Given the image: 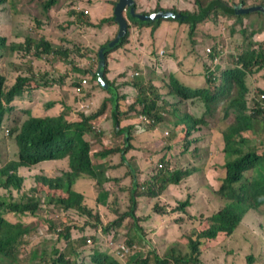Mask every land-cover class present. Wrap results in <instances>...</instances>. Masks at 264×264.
Wrapping results in <instances>:
<instances>
[{"label": "trees", "instance_id": "16d2710c", "mask_svg": "<svg viewBox=\"0 0 264 264\" xmlns=\"http://www.w3.org/2000/svg\"><path fill=\"white\" fill-rule=\"evenodd\" d=\"M116 2L0 0V12L8 11L13 17L24 18L28 13L34 14L32 18L37 29L45 35L72 29H77L80 34L71 49L56 46L46 38L37 42L44 49V55L57 57V61L52 57L43 63L51 62L53 70H60L57 76L47 70L39 76L31 74L28 78H19L10 89L5 78L0 76V131L3 129L1 120L6 114L19 123L12 132L18 148H4L10 143L0 137V264H18L23 253L21 248L27 250L30 245L28 235L34 230L25 219L36 214L38 200L13 199V193L26 185L25 169L41 162L57 163L61 171L57 179L44 181L53 191L56 188L62 190L58 201L53 203L58 211H75L91 218L90 211L84 207L83 197L70 190L76 179L86 175L93 181L106 176L101 179V185L110 182L113 189L106 191L114 197L108 208L116 217L103 223L96 215L95 222L85 220L79 226L76 219H67V228L58 232L55 249L49 256L54 264H82L91 252L95 264H121L116 260L119 257L106 249L100 252L88 250V236L95 235L97 229L116 231L125 224L131 234V238L127 235L126 246L131 248L145 240L146 232L142 227L152 220L151 217L157 220L158 217L178 216L179 219H173L175 224L180 226L191 221L192 225L163 253L150 248L143 258L129 261V255L122 264H201L202 252L222 250L218 246L235 235L244 217L252 226L264 230V98H261L264 96V43L252 44L245 52L240 51L236 43V33L243 34V19L251 13H258L264 19V14L257 10L234 12L232 4H245L246 0H187L191 8L164 6L163 0H157L149 9L142 8L145 0H133L135 14L155 12L157 19L140 23L127 20L126 13H123L127 23L123 38L109 49L106 45L112 40L110 38L98 47L96 62L87 61L85 58L92 45L101 38L104 40L118 33L113 15ZM257 2L254 6L264 7V0ZM65 7L66 18L62 21L56 14ZM168 13L175 18L167 17ZM54 19L57 24L52 26ZM165 21L169 23L167 35L172 32L180 41L174 52L167 50V57L176 63L179 71L158 75V60L152 58L148 66L135 64L131 70L111 72L112 50L124 48L130 36L142 38L147 28L153 37ZM204 22L210 23L215 32L208 27L201 28L199 24ZM229 24L230 34L226 30ZM219 37L229 39L235 55H221ZM208 40L212 45L209 53L204 48ZM102 47L105 51L100 55ZM12 48L9 38L1 31L0 53L11 52ZM146 54L156 58L158 49ZM2 56L0 54V58ZM219 56V64L212 69L213 60ZM186 57H191L195 69L202 72L204 85L191 87L185 82L187 74L182 71V60ZM100 59L105 61L102 78L106 88L100 87L97 81ZM37 62L42 65V61ZM67 67L70 68L68 71ZM79 75L89 79L84 94L73 95L80 103L93 101L98 91L104 95L90 114L73 107L76 123L65 122L62 117L29 116L26 120L25 115L30 110L22 109L23 104L16 101L25 93L39 90L38 80L47 83L44 88L49 83L53 96H57L61 92L73 93ZM190 77L196 78L194 75ZM66 80H70V85L65 84ZM114 94L116 100L112 99ZM44 106L49 110L48 103ZM191 108L201 109V112L195 114ZM105 122H109L107 127ZM91 126L95 127V137L81 142L80 129ZM145 134L149 135V140L141 139ZM60 136L63 140L55 146L44 141ZM253 139L256 143L251 145ZM115 140L117 143L114 144ZM157 140L161 141L160 148L149 149L148 146ZM204 141L207 147H211L210 154L197 160L196 151ZM218 142L219 149H216L214 145ZM177 152L181 156L190 155L200 164L184 165ZM92 156L96 157L97 167L92 165ZM209 173H219L215 188L209 181ZM189 180H193L196 186L194 189L189 187L186 195L181 197L185 190L182 185ZM116 194L127 197L126 210H118ZM196 195L201 197L200 200L206 196L208 201L199 206L193 202ZM148 201H153L150 214H141L140 209H144ZM211 204L219 205L210 212ZM4 211L20 214L24 221L7 222ZM50 225L53 226L51 221ZM251 235L253 239L246 241L252 240L251 248L259 247L253 233ZM31 255L43 260L42 247L33 246ZM258 256L264 260V254ZM254 258L257 257L250 253L246 264H255Z\"/></svg>", "mask_w": 264, "mask_h": 264}, {"label": "rangeland", "instance_id": "374dc122", "mask_svg": "<svg viewBox=\"0 0 264 264\" xmlns=\"http://www.w3.org/2000/svg\"><path fill=\"white\" fill-rule=\"evenodd\" d=\"M157 0H145V4H142L143 9L153 8L155 6ZM233 1V0H229ZM86 3V2H85ZM164 6H176L178 8L181 7H189L191 5H187V0H163ZM258 4L257 0H246L245 4L236 3L234 6L247 8L248 4ZM89 4V3H87ZM23 10V8H21ZM67 8H63L62 12H58L56 15L64 21L66 18L65 12ZM253 11V10H251ZM259 11V10H257ZM264 14V12L259 11ZM34 15V14H33ZM33 15L28 13L26 18L15 16L13 17L8 11L2 10L0 12V32L3 31L5 36L9 38L10 46L12 45V52L3 53V56L0 58V73H4L6 76V85L8 87H12L18 82L19 78H28L31 74L34 75H42L44 71H50L53 75L57 76L60 70H53L49 64H43L46 62V59L55 57V61H57V57L53 55H44V49L38 46L37 42L46 38L47 41L49 39L55 43L56 46H62L71 49L72 44H74L77 40H79V31L77 29L66 30V31H56L52 35H45L43 32H39L34 22L35 19L32 18ZM230 22V21H228ZM227 22V23H228ZM57 24L56 19L53 20L52 26ZM169 23L163 22L158 29V33L154 34L153 37L149 35V29H146L145 35L142 38H136L135 36L129 37V43L122 49L112 50L111 52V72L115 73L120 69L131 70L135 64L139 66L150 65V60L146 57V53L150 52L152 49H163L165 51V58H162L161 61H158L157 67L163 69L164 71L176 72L179 69L176 67V63H170V59L166 56V52L168 49H172L175 51L177 44L180 43L179 39L175 38L174 34L171 32L170 35H167V28ZM230 25L226 26L227 33L230 34ZM199 26L201 28L208 27L211 32H215L216 29L210 25V23H200ZM238 29V28H237ZM240 30V29H239ZM225 32V30L223 31ZM93 33V32H90ZM83 36V35H82ZM224 37H227L225 35ZM219 37L218 42L223 46L224 51L230 56L233 51L230 49V42L228 38ZM83 39V38H82ZM107 38L104 40L101 38L97 43L91 46L86 56L87 61H95L96 52L100 45L104 44ZM50 42V41H49ZM51 43V42H50ZM210 43L208 40L207 44ZM236 43L239 47V50L245 52L248 50L249 46L252 44L264 43V19L258 13H251L248 17L243 19V34L236 33ZM210 45V44H208ZM40 57V58H39ZM37 61H42V65ZM49 61V60H48ZM183 66L182 71L187 74L185 82L191 86L196 87L199 85H204L202 80H191L188 74H192L195 72V62L191 57H186L182 60ZM156 67V69H157ZM67 71L70 68H66ZM130 74V73H129ZM140 77V76H139ZM264 81V79H262ZM39 86L41 87L39 90H34L32 92L25 93L22 99L19 98L22 109H30L31 107H37L40 104L37 103V100L47 96L51 91L44 89L43 87L47 84L43 81L38 80ZM89 83V81H88ZM29 85V84H28ZM48 85H50L48 83ZM30 88V85L29 87ZM27 88V89H28ZM26 89V90H27ZM7 91V90H6ZM64 92V91H63ZM104 95L101 91H98L97 95L94 97L93 101L98 103L100 98ZM63 95H58V98H62ZM69 100H73V97L70 93L66 95ZM192 112L197 114L201 112V109L191 108ZM63 107H58L54 109H50L49 111H42L38 114H34L30 112L28 115H25L27 118L29 116L35 118H58L62 117L65 122L70 123V120L66 114H62ZM68 111H66L67 113ZM26 118V119H27ZM2 126L3 129L0 131V137H2L5 141H9L10 145L8 147L4 146V148L9 149L11 147H17L14 143L15 135L12 133L13 130L18 126V121L10 119V115L6 114L3 117ZM109 122H105L104 126L107 127ZM95 137L94 129L91 131V134L81 135L79 140L81 142L86 141L88 138ZM141 139H148L149 135L145 134ZM102 142V139L101 141ZM114 144L117 143L115 140ZM256 140L253 139L251 141V145L255 144ZM161 146V141L157 140L153 144L148 146L149 149H158ZM216 146V147H215ZM219 146V142L214 145L216 149ZM18 148V147H17ZM210 146L207 147V142L204 141L202 146L196 151L195 159L199 160L201 158H206L210 154ZM179 154V152H177ZM139 155V154H138ZM180 161L189 166L190 164L198 165V162L195 159H191L190 155L181 156L179 154ZM94 166L97 167L96 160L94 161ZM27 171V183L23 189L19 191H14L13 199H33L37 198L38 200V210L34 216H30L26 220V223L31 224L33 228V232L28 235L29 246L28 249L22 247V256L19 257L18 264H54L49 260V256L53 253L55 249V245L57 243V234L59 231H63L67 228L65 224L68 222L67 219H77L80 223L85 220H89V222H95V216H99L101 222L105 223L109 220L115 218L116 216L110 212L108 205L114 202V197H111L110 191L113 190L110 182L107 184H102V178H106V176H101L96 180H91L86 177H82L81 179H76L75 182L71 185L70 190L77 194H81L85 202L88 206H84L90 211V216L80 214L79 212L70 211L69 213H64L62 211H58L56 209L57 206H54V201H58L60 192L62 191L60 188H56L54 191L49 186L45 185L44 181L46 179H57L61 175V171L57 163H49V162H41L33 166H29L25 169ZM209 181L214 183L212 187L215 188L217 185V181L219 179V173L212 175L209 173L208 175ZM129 180L125 181L127 185ZM123 186V185H122ZM185 190H183L181 197L186 195V191L188 192L189 187L194 189L196 183L193 180L186 181L183 185ZM182 187V188H183ZM66 191V188L63 187ZM51 189L52 191H49ZM107 194L108 197L107 198ZM117 195V194H116ZM166 193L164 194V196ZM118 196V204L119 211H123L127 209L128 199L126 196L117 195ZM97 197V198H96ZM111 197V198H110ZM206 196H203V199L199 195L193 197V202L195 204L203 205L208 199ZM215 198L214 201L215 202ZM153 201H148L145 205L144 209H140L141 214L149 215V207L151 209ZM219 204L215 206V204H211L210 212L214 211ZM142 206V204H141ZM149 212V213H148ZM5 218L7 222H22L24 221L20 214L15 213H6L4 211ZM159 219H155V217H151L152 219L149 223H144L142 229L146 232V238L144 240L145 243L153 242L157 245V250L160 253H163L164 247L167 243L174 242L177 238H179L185 231H187L192 222H184L181 223L180 226L173 222V219H179L178 216L171 218L169 217H158ZM165 219H169L166 221ZM243 223L240 228L237 229L235 235L231 238H228L227 241H223L220 246L221 249L217 251H205L202 252L200 259L201 264H246V257L253 253L257 258L255 259V264H263L264 261L262 258L258 256V254H264V230L258 229L256 226H252L248 218H243ZM50 221L53 223V226L50 225ZM55 224H57L55 226ZM126 228V225H123V228ZM251 231L255 237V241L259 244V247L251 248L252 240H247L252 238ZM125 229H120L118 231H110L108 233L102 231H96L94 234L88 236L91 242H86L88 246V250H105V244L110 240L116 243L117 241L125 242V238L123 235L125 234ZM93 233V232H92ZM75 236L77 233L74 234ZM135 241H139L137 238L132 236ZM253 239V238H252ZM127 243V241H126ZM33 246H41L42 253L44 254L43 260L39 258H32L31 251ZM232 250V251H230ZM143 244L137 245L134 247V252L130 255L132 258L141 257L144 253ZM93 252L88 254V257L82 261V264H95L92 261ZM252 255V254H251ZM129 259V258H128ZM119 263H124V259L117 258Z\"/></svg>", "mask_w": 264, "mask_h": 264}, {"label": "clouds", "instance_id": "9594fccd", "mask_svg": "<svg viewBox=\"0 0 264 264\" xmlns=\"http://www.w3.org/2000/svg\"><path fill=\"white\" fill-rule=\"evenodd\" d=\"M239 4H243V3H241V2H239ZM232 6H234V4H232ZM248 12H250V11H248ZM152 13H155V12H152ZM244 13H246V12H244ZM151 14V13H150ZM223 29V31H224V27L222 28ZM110 38H112V40L110 41V42H108V40L110 39ZM115 38H116V36H110V37H107V39L105 40V42H104V44L106 43V42H108L107 43V45H106V47L107 48H109V49H112V48H110L108 45L111 43V42H113L114 40H115ZM212 47V45H207L206 47H204L205 48V51H206V49H209L210 50V48ZM219 48L221 49V55L222 56H228L227 55V53L224 51V49H223V46L219 43ZM101 50H103L102 51V54L104 53V51H105V47H102V49ZM232 51V50H231ZM5 52H7V53H9L10 54V51H4V52H2V53H0V54H3V53H5ZM12 52V51H11ZM207 52V51H206ZM210 52V51H209ZM209 52H207V53H209ZM234 52V51H233ZM233 54V53H232ZM231 54V55H232ZM146 55V57L150 60V59H152L153 58V60H158V61H161V59L162 58H165V51L163 50V49H158V54H157V57L156 58H154V57H150L149 55H147V54H145ZM233 55H235V52H234V54ZM166 56H167V52H166ZM220 59H221V56H219V57H217L216 59H214L213 60V65H212V69H214V67H216L218 64H219V61H220ZM101 60H103V59H101ZM104 61V60H103ZM100 62V61H99ZM105 62V61H104ZM150 62H152V61H150ZM110 66H111V64H110ZM141 66H144L143 64L141 65ZM103 67H104V65H103ZM103 67L101 68V74L99 75L98 74V70H97V81H98V85L100 86V87H104L100 82H99V77H101V79H102V81H103V83L105 84V82H104V80H103V78H102V69H103ZM161 69V68H160ZM137 74L135 73V76H136ZM0 76L1 77H3V78H5V81H6V76H5V74L4 73H0ZM77 77H79L78 78V84L74 87V89H73V93H70V92H64V93H60V94H62L63 95V97L62 98H58V95L57 96H53V94H52V92H50L47 96H45V97H43V98H40V99H38L37 100V103L38 104H40L39 106H37V107H34V108H30L29 110H30V112H32V113H34V114H38V113H40V112H42V111H49L50 109H54V108H58V107H63V112H62V114H66L67 116H68V118H69V120H70V123H76V120H77V118L74 116V111H76V110H74L73 109V107H79V109H82L83 111H84V114H90V111L92 110V107L94 108L95 106H97L99 103H100V101L98 102V103H95L94 101H91V102H89V103H86V104H84V103H80L77 99H76V97L75 96H73V95H75V94H84V91H85V88L87 87V85H88V81H89V79L87 78V77H85V76H82V75H79V76H77ZM84 81V82H83ZM203 81V80H202ZM66 82L67 83H65V84H67V85H70L69 84V82H70V80H66ZM203 83H204V81H203ZM49 86L50 85H48V87L47 88H44V89H47V90H49V91H51V87L49 88ZM11 88V87H10ZM9 88V89H10ZM78 88L80 89V90H78ZM68 93H70L71 95H72V97H73V100L71 101V103L72 104H68L69 102H68V98L66 97V95L68 94ZM261 98H264V96H261ZM114 100H116V98H115V96H114ZM16 102H18L19 104H20V102H19V100H17ZM44 103H48V106L50 107L49 108V110H46V108H45V106H44ZM66 111H68L67 113H66ZM29 118H27L26 120H28ZM144 119L146 120V118L144 117ZM94 129V131H95V127L94 126H91V128H81L80 129V131H79V136H81V135H86V136H88V135H90L91 134V131ZM153 129H157V128H153ZM14 140V139H13ZM63 140V138L60 136V137H56V138H52V139H45L44 141H48L51 145H53V146H55L56 144H58V143H60L61 141ZM89 140V138L86 140V142ZM14 143H15V141H14ZM16 144V143H15ZM17 146V145H16ZM96 160V157H94V156H92V165H94V161ZM84 177H86V178H88V179H91L89 176H84ZM79 179H81V178H79ZM92 180V179H91ZM73 191V190H72ZM81 195V194H80ZM82 196V195H81ZM83 197V196H82ZM83 203L86 205V206H88V204L85 202V199H84V197H83ZM63 212V211H62ZM244 218H247V217H244ZM112 220V219H111ZM244 220V219H243ZM243 220H242V223H243ZM249 220V219H248ZM76 221H77V225L79 226V225H81L82 223H80L77 219H76ZM110 221V220H109ZM250 221V220H249ZM250 224H251V222H250ZM252 225V224H251ZM241 226H242V224H241ZM240 226V227H241ZM239 227V228H240ZM120 229H125L126 230V232H125V234L123 235V237L125 238V240L127 241V235H129L130 236V238H131V234H129L130 232H129V230H127V228H123V226L122 227H120L119 229H117L116 231H118V230H120ZM100 229H97V231H99ZM110 231H112V230H110ZM110 231H108V232H110ZM108 232H106V233H108ZM251 233H252V231H251ZM126 241L125 242H123V241H117L116 243H114L113 241H109V242H107L106 244H105V249L107 250V251H109L110 253H112V254H115V255H117L119 258H121V259H124V261L125 260H127V257L129 256V255H132V253L134 252V247L135 246H137V245H139V244H137V243H135V244H133V246H131V248H128L127 246H126ZM87 242L89 243V242H91V240H90V238H88L87 239ZM94 250H96V249H94ZM145 254H146V251H144V253L142 254V256L141 257H138V258H132L131 256H129V261H130V259H132V261L133 260H135V259H139V258H143L144 256H145Z\"/></svg>", "mask_w": 264, "mask_h": 264}, {"label": "water", "instance_id": "95a60500", "mask_svg": "<svg viewBox=\"0 0 264 264\" xmlns=\"http://www.w3.org/2000/svg\"><path fill=\"white\" fill-rule=\"evenodd\" d=\"M133 5V0H117L115 7H114V12L113 15L115 17V20L117 21L118 24V33L116 35V38L113 42H111L108 46L110 48H113L115 46V44L121 40L125 34V29H126V20L123 17V13H126V17L127 20H131V21H137L140 23H149L150 21H154L157 19L158 15L157 13H151L149 15H141L138 13H134V10L132 8ZM234 12H248L251 10H259L264 12V7L260 6V5H256V6H249L247 8H241V7H237V6H232ZM202 14V13H201ZM201 14H199L201 16ZM160 16H163V14H160ZM167 17H173L175 18V15L168 13L166 15ZM102 51H100V55L102 54ZM99 67H98V74H101V68L104 65V61L103 60H99ZM99 82L104 86V88H106L105 84L103 83L101 77H99ZM113 93V92H112ZM115 96V94H114ZM114 96H112V99H114ZM127 138V135H125V139Z\"/></svg>", "mask_w": 264, "mask_h": 264}, {"label": "crops", "instance_id": "0c3cea01", "mask_svg": "<svg viewBox=\"0 0 264 264\" xmlns=\"http://www.w3.org/2000/svg\"><path fill=\"white\" fill-rule=\"evenodd\" d=\"M173 61H170V63H172ZM165 72H168V71H164L163 69H160L159 67H157V69H156V73L158 74V75H162V74H164ZM201 74H202V72H200V71H198V70H196L195 69V72L194 73H192V74H188L189 75V78L191 79V80H202V78H201ZM192 75H194L196 78H192V77H190V76H192ZM68 104L70 105V104H72L71 103V101L70 100H68ZM97 198V197H96ZM142 244H143V248H144V250H149L150 248H157V245H155V243H153V242H148V243H145L144 241L142 242ZM170 245V243H167L166 245H165V247H164V251H166V249H167V247Z\"/></svg>", "mask_w": 264, "mask_h": 264}, {"label": "built area", "instance_id": "2783aa9c", "mask_svg": "<svg viewBox=\"0 0 264 264\" xmlns=\"http://www.w3.org/2000/svg\"><path fill=\"white\" fill-rule=\"evenodd\" d=\"M206 51L209 52L210 50H209V49H206ZM83 82H84V81H83ZM78 90H80V89L78 88Z\"/></svg>", "mask_w": 264, "mask_h": 264}, {"label": "flooded vegetation", "instance_id": "af4514ba", "mask_svg": "<svg viewBox=\"0 0 264 264\" xmlns=\"http://www.w3.org/2000/svg\"><path fill=\"white\" fill-rule=\"evenodd\" d=\"M248 5H249V6H254L255 4L252 5V3H251V4H248Z\"/></svg>", "mask_w": 264, "mask_h": 264}]
</instances>
